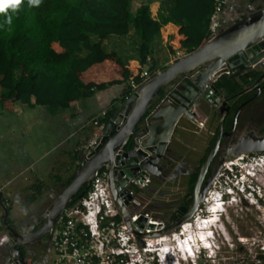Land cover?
<instances>
[{
	"label": "water",
	"instance_id": "95a60500",
	"mask_svg": "<svg viewBox=\"0 0 264 264\" xmlns=\"http://www.w3.org/2000/svg\"><path fill=\"white\" fill-rule=\"evenodd\" d=\"M264 57V6L247 9L244 16L220 30L214 37L195 51L178 58L164 70L150 75L123 101L104 125L98 143L82 150L84 156L66 184L54 197L42 218L41 225L25 237L18 235L7 221L8 206L0 190L1 220L14 231L16 240L9 242L7 257L11 264H29L21 246L32 243L42 233H51L64 210L81 198L99 173L108 171L110 190L126 225L138 237H159L178 230L189 222L201 208L209 187L219 174L227 157L243 154L264 153V134L248 131L230 144L209 178L203 180L206 171L224 138L236 128L239 106L230 131H226V119L231 113L230 100L215 82L228 72H241L258 66ZM264 73L253 82L258 86ZM264 85V84H263ZM250 89L247 87L244 92ZM255 98V97H254ZM205 102L217 109L219 131L212 149L208 152L193 190L190 207L181 205L169 224L159 225L157 231L140 232L133 227L144 225L146 219L131 223L135 213L133 203L136 194L131 193L130 180L135 178L141 185L145 177L161 174L160 162L164 158L180 120L193 119L195 109ZM144 136L141 140L140 138ZM144 147V148H143ZM187 214L180 218L182 212ZM142 221V224H141ZM155 229L154 224H149ZM11 236V233H10ZM46 254V249L44 250Z\"/></svg>",
	"mask_w": 264,
	"mask_h": 264
},
{
	"label": "trees",
	"instance_id": "16d2710c",
	"mask_svg": "<svg viewBox=\"0 0 264 264\" xmlns=\"http://www.w3.org/2000/svg\"><path fill=\"white\" fill-rule=\"evenodd\" d=\"M132 1L39 0L37 5L31 0H0V88L6 90H0V111L18 114L20 108L41 107L58 115L67 109H75L96 92L112 86L123 87L121 96L112 102L104 116L93 121V129L98 131L109 121L117 103L133 92L131 82L140 84L143 77L140 74L133 76L115 52H105L100 43L91 42L90 36L100 39L111 35L126 36L132 25L140 40V62L147 65L152 63L151 43L161 29V22L151 17L148 3H141L133 10ZM173 2L170 18L175 24L174 21L185 23L180 29L184 39L179 50L188 54L208 41L215 0ZM151 9L155 12L157 4ZM81 47L89 54L76 58L75 53ZM149 72L153 75V63ZM259 75L253 69L231 72L222 75L215 85L227 95H234L231 101H235L236 106L250 96L244 91ZM231 114L226 119V129L232 124ZM218 131L219 125L200 165L213 147ZM78 153L73 152V163ZM196 177L197 172L189 176V199H184L188 203L192 201ZM40 188V185L35 186L37 191ZM139 189L134 187V192L138 194ZM35 199L36 196H32L30 202ZM4 203H7L5 199ZM252 264H264V255H258Z\"/></svg>",
	"mask_w": 264,
	"mask_h": 264
},
{
	"label": "rangeland",
	"instance_id": "374dc122",
	"mask_svg": "<svg viewBox=\"0 0 264 264\" xmlns=\"http://www.w3.org/2000/svg\"><path fill=\"white\" fill-rule=\"evenodd\" d=\"M146 2L149 4L156 3L157 5L161 3L164 9L168 7L171 0H133L132 9L135 10L141 3ZM170 39L167 41V47L171 52L170 54H172L171 63H173L178 58L184 56L185 52L179 50L178 47L175 49L176 45L170 43ZM128 41L129 38H127L124 43L126 44ZM110 43L111 42H109L108 47H110ZM174 50L177 52L173 53ZM169 65L170 64H168V66ZM250 69L256 70L257 74L264 73L261 66L251 67ZM252 105L244 109L245 114L246 112L249 113L251 110L253 111V115L245 116L243 119L240 135L250 131V129H253L257 134H264V96L252 103ZM24 111H26V114L30 113L28 107H25ZM1 113L0 163L6 162V158H9V155L6 156V151H8L7 149L9 146L17 147V143L25 140H29V145H32L33 142L38 140L36 137L37 134L43 138L45 147H47L49 142L50 145L54 143V132L51 131V134L47 133L45 136L37 126L29 130L26 128V131L23 132L18 124H15L14 128H12L13 132L5 134V131H9L7 123L11 121L15 122L17 116L6 111ZM195 113L196 115L193 118V122H191L189 118L183 117L180 124L176 127V136V129L173 132L166 154L160 162L161 174L155 176L156 179H154V181H152V175H150L149 183L144 187H140L137 194L140 204L139 209L148 211L154 218L164 224L170 223L173 212L179 204H181L183 199L188 198L187 188L189 176L198 170L200 159L205 155L207 147L219 125L217 109L211 107L209 104L203 102L199 108L195 109ZM199 119L203 120V122L199 121ZM27 123H30V121L28 120L25 123V127H27ZM100 135L89 145L82 146V149L88 146L94 148L99 141ZM11 137H14L13 142L10 140ZM75 140L77 139L72 138L66 145L70 146ZM2 151H4V153ZM74 157L75 156L72 157V161ZM77 157H80L79 153ZM244 160L250 163V166L240 160L238 162L239 165L244 166L243 170L240 169V172L244 173L245 170L253 167L252 170H254L256 175L248 179L252 180L256 186H261V179L257 178L260 174H264L263 153L244 156ZM232 162H235L234 158L230 157L226 160L225 164L227 166L222 168V173L218 175L216 182L213 183L208 190L206 199H204L201 205V210H198L189 221L191 227L189 226V228H187V232L184 234V231H181V228H179L173 231L172 234H168L169 240L167 239L165 242L151 240V249L158 250L167 245L170 248L169 259L173 264H252L256 262L257 254L260 253L259 243L264 235V227L262 228L260 225H264V210L263 207L259 206V202L249 201L241 193H237L236 190L233 194L229 195L227 192L229 187L228 184H232V186L234 184L235 187L239 186L236 183V178L228 179V173L230 172L228 168L232 167ZM34 170L36 171L35 168ZM34 170L27 173L34 174ZM75 170L76 168L72 173H74ZM237 181L241 183L239 179ZM31 193L32 191L30 190L24 191L21 199L12 200L10 202L12 205L15 203L20 206H26L29 203L28 200ZM10 202L8 201V203ZM43 202H45V200ZM214 205L217 206V210L215 211H213ZM19 209L16 208L17 214L20 213ZM33 215H37V210L34 207L28 209V212L23 213L19 220L20 222H24L28 217ZM12 217H14V215H12ZM212 219L215 221H210ZM208 221H210L209 225L206 223ZM202 232H206V234L210 236L209 240L211 241V247L206 248L203 241H199L197 245L193 241V239ZM172 235L178 236V242L185 239L190 241V244L194 245L192 246L194 255H188L187 253L183 255L182 251L176 246L175 240L172 239ZM142 242L145 243L149 241L146 240ZM198 251L201 252V255H198ZM53 257V250H50L46 264H52L50 258Z\"/></svg>",
	"mask_w": 264,
	"mask_h": 264
},
{
	"label": "crops",
	"instance_id": "0c3cea01",
	"mask_svg": "<svg viewBox=\"0 0 264 264\" xmlns=\"http://www.w3.org/2000/svg\"><path fill=\"white\" fill-rule=\"evenodd\" d=\"M153 4L156 3L149 4L150 15L153 19L161 22L160 32L154 38L150 48L151 59L154 64V74L162 71L168 64H171L172 54H170L171 52L167 47V41L171 38L170 43H174L176 45L175 49L177 47L179 49L181 41L184 39V35L180 33V29L185 23L183 21H174L176 22L175 24L170 18V9L174 5L173 0L164 9L163 5L158 3L155 12H152L151 9ZM263 6L264 0H228L221 16V24L224 27L229 26L242 18L247 9H257ZM165 20L168 22L165 23ZM168 27L172 28L168 29ZM127 38H129V41L125 44L124 41ZM90 39L92 43H100L105 52H115L132 71L133 76L144 73L150 75L149 69L152 63L149 62L147 65L141 64L139 52L140 40L132 25L126 36L111 35L106 39H100L98 36L91 35ZM109 42H111L110 47H108ZM88 54L89 51L81 47L75 53V57L84 58ZM0 90L6 92L2 88ZM122 91L123 87L112 86L105 91L96 92L93 96L84 99L75 109H67L58 115H52L41 107L29 108L30 113L26 114L24 108H20L18 114H15L17 116L15 119L17 120L7 123L9 131H5V134L13 132L12 128H14L15 124H18L23 132L26 131V128L29 130L35 126L39 127L45 136L47 133L51 134V131L54 132V143L52 145L49 142L47 147H45L43 138L37 134L38 140L33 142L32 145H29V140H25L17 143V147L9 146L8 151H6V156L9 155V158H6V162L0 163V190L6 201L10 202L21 199L24 191H32L29 196L28 205L20 206L15 203L12 205L10 202L11 217L14 215L12 219L20 221V216L28 212V209L32 207L38 209L44 200L52 199L65 186L66 182L73 175V170L77 169L79 162L83 158L82 148L84 145L87 146L92 143L100 135L104 127L100 126L98 131H95L93 129V121L104 116L105 112L111 108L112 102L121 96ZM1 112L3 111H0V114H2ZM28 120L30 123H27V127H25V123ZM189 120L191 122L194 121L193 119ZM199 121L203 122L201 119ZM176 134L177 129L175 136ZM72 138L77 140L70 144V146H67L66 144ZM13 139L14 137L10 138L12 142ZM58 142L61 144L59 145ZM75 150L79 152L80 157H76L75 163H73L72 157ZM2 152L4 153V151ZM32 170H34V174L27 173ZM37 185L41 186L39 191L35 189ZM32 196H36L34 203L30 202ZM16 208H20L19 214L16 213ZM26 221L27 223L32 221V216L28 217ZM7 253L8 237L0 222V264H11Z\"/></svg>",
	"mask_w": 264,
	"mask_h": 264
},
{
	"label": "built area",
	"instance_id": "2783aa9c",
	"mask_svg": "<svg viewBox=\"0 0 264 264\" xmlns=\"http://www.w3.org/2000/svg\"><path fill=\"white\" fill-rule=\"evenodd\" d=\"M227 1L215 0V11L211 18L209 38L214 37L221 30V16ZM258 66H261L264 71V57L259 61ZM230 73L228 72L227 74ZM141 76L143 77L142 82H144L150 75L144 73ZM131 84L134 89L140 85L135 84L133 81ZM143 138L144 136L140 139L142 140ZM256 154L261 153L243 154L239 157H243L241 161L250 166V163L244 160V156ZM225 163L226 161L223 167L227 166ZM231 166V168H228L230 171L228 179L236 178V183L239 186L235 187L234 184L233 186L228 184L227 192L229 195L236 190L237 193H241L249 201L259 202V206L263 207L264 210V174H260L257 178L261 179V186H256L252 180L248 179L256 175L254 170H252L253 167L242 173L240 169L243 170L244 166H240L237 161L232 162ZM238 179L241 183L237 181ZM149 181L150 177H145V180L139 185L135 178L131 179V193H135L134 187H144ZM138 201L136 196L133 203L135 213L131 218V223L133 224L140 217L147 221L144 225L135 226L133 224L136 230L147 233L159 230L158 226L161 224L165 225L154 218L148 211L137 208L136 206L140 207ZM118 216L120 217L119 220L116 219ZM60 218L61 222L53 241V264H173L169 259V247L167 245L158 250L151 249V240L167 236L168 234L151 238L138 237L126 225L111 193L108 171L106 169L102 170L94 178L87 194L68 206ZM149 224H154L156 228L154 230L150 229L148 227ZM146 240L149 242H142ZM178 243V249L182 251L183 255L186 254L183 247L186 248V245L190 247V242L185 239ZM259 248L260 253L257 256L264 255V235L259 243ZM187 254L194 255L193 249ZM198 255H201V252L198 251Z\"/></svg>",
	"mask_w": 264,
	"mask_h": 264
},
{
	"label": "flooded vegetation",
	"instance_id": "af4514ba",
	"mask_svg": "<svg viewBox=\"0 0 264 264\" xmlns=\"http://www.w3.org/2000/svg\"><path fill=\"white\" fill-rule=\"evenodd\" d=\"M261 75V74H260ZM264 81H262L259 86H253V83L249 86L250 89H248V91H246V93L250 94L249 97H247L244 101L240 102L238 105L235 106V101H231L229 102L230 106H231V118H232V124L228 125V129H226V131H230L232 125H233V120L235 117L236 112L239 110V106L244 104L243 107H241V109L238 112V116H237V122H236V128L234 130V132L227 138H224L221 141V145L218 148L216 154L214 155L203 180V184L204 182L209 178V176L213 173V171L215 170V168L217 167L219 161L221 160V158L223 157L226 148L232 144L234 141H236V139L238 138V136L240 135V129H241V123L243 122V119L245 118V116H249V115H253V111L250 110V112H244L245 108H249L252 103H254L255 101H257L259 98H261L262 96H264ZM255 97V98H254ZM253 106V105H252ZM250 131H254L253 129H250ZM212 149V148H211ZM210 149V150H211ZM208 155V154H207ZM230 157H227L224 162ZM224 162L222 165V168L224 166ZM204 163V162H203ZM203 163L199 166L197 172V177L199 174V171L203 165ZM222 168L219 171V174L222 173ZM162 174H163V168H162ZM218 174V175H219ZM191 175V174H190ZM218 175L214 178V181L217 179ZM163 176V175H162ZM196 177V180H197ZM152 181H154V179H156L155 176H151ZM196 180L194 182V186L196 183ZM213 181V183H214ZM213 185V184H212ZM211 185V186H212ZM211 186L209 187V189L211 188ZM208 193V192H207ZM206 193V196H207ZM136 194V193H135ZM137 196V194H136ZM205 196V198H206ZM55 196H53L52 199L46 200L45 202H43L41 204L40 207H38L37 210V215H33L32 216V221H29L27 223V221L24 222H20V221H15L14 219H12L11 217V204L8 203L7 201V206H8V217H7V221L10 224V226L12 227V229L18 233V235H21L22 237L27 236L28 234L32 233L36 228H38L41 223H42V218L44 216V213L46 212V210L48 209V207L51 205L52 200L54 199ZM193 199V195L192 197H190ZM189 199V197H188ZM29 201V200H28ZM34 203V202H31ZM192 203V201H191ZM191 203H188L187 201H185L183 199V201L181 202V204H179V206L181 205H187L188 207H190ZM178 206V207H179ZM10 207V209H9ZM137 208H139L138 206H136ZM177 207V208H178ZM176 208V210H177ZM176 210L173 212L172 217H171V221L173 220L174 216L176 215ZM1 213H2V209L0 207V222L1 225L4 229V231L7 234L8 237V251L10 250V246H9V242H12L13 240H16V237L14 236V231L9 230L7 228V226L2 222L1 220ZM187 214V212H182L180 215H178V217L182 218ZM170 221V222H171ZM61 222V218L58 219L56 226L53 228V230L51 231V233H42L39 237H37L32 243L30 244H25L21 246L23 255L25 257V260L29 263V264H46L47 263V257L48 254L50 252V250H53V241L57 235V231H58V227L59 224ZM261 227L263 228V225L260 224ZM11 233V236H10ZM168 242V241H167ZM46 249V254H44V250ZM54 255V254H53ZM54 258V257H53ZM53 258H50L51 263L53 262Z\"/></svg>",
	"mask_w": 264,
	"mask_h": 264
},
{
	"label": "bare ground",
	"instance_id": "6f19581e",
	"mask_svg": "<svg viewBox=\"0 0 264 264\" xmlns=\"http://www.w3.org/2000/svg\"><path fill=\"white\" fill-rule=\"evenodd\" d=\"M231 158H233V157H231ZM243 159V157H237V158H235L234 160L235 161H237V162H239L240 160H242ZM228 164V163H227ZM217 206H215L214 205V210L213 211H215V210H217V208H216ZM210 221H215V220H210ZM210 221H208V222H206L208 225L210 224ZM212 223V222H211ZM194 225V224H193ZM189 226H190V222H187L185 225H183L182 227H181V231L183 230L184 232V234L187 232V228H189ZM211 226V225H210ZM191 227V226H190ZM205 229V228H204ZM169 240V238H168V236H163V237H161V238H157V239H155L154 241H156V240H159V241H162V242H165V240ZM172 239H174L175 240V243H176V246L178 247V245H179V243H178V236H175V235H172ZM210 239V236H208L207 234H206V232H202L200 235H197L196 236V238L195 239H193V241L195 242V244L197 245V243L199 242V241H203V243H205L204 244V246L206 247V248H209V247H211L212 245H211V241L209 240ZM167 242V241H166ZM190 242V241H189ZM157 243H160V242H157ZM184 243V242H183ZM161 244V243H160ZM209 244V245H208ZM211 245V246H210ZM192 246H194L193 244H190V247L188 246V245H186V248L185 247H183L184 248V250H185V252L187 253V252H190V250L192 249ZM203 246V247H204ZM170 249V248H169ZM194 252V251H193Z\"/></svg>",
	"mask_w": 264,
	"mask_h": 264
},
{
	"label": "clouds",
	"instance_id": "9594fccd",
	"mask_svg": "<svg viewBox=\"0 0 264 264\" xmlns=\"http://www.w3.org/2000/svg\"><path fill=\"white\" fill-rule=\"evenodd\" d=\"M31 2H32L33 4H37V5H38L39 0H31Z\"/></svg>",
	"mask_w": 264,
	"mask_h": 264
},
{
	"label": "snow or ice",
	"instance_id": "6c2138e0",
	"mask_svg": "<svg viewBox=\"0 0 264 264\" xmlns=\"http://www.w3.org/2000/svg\"><path fill=\"white\" fill-rule=\"evenodd\" d=\"M17 2H18V0H17Z\"/></svg>",
	"mask_w": 264,
	"mask_h": 264
}]
</instances>
